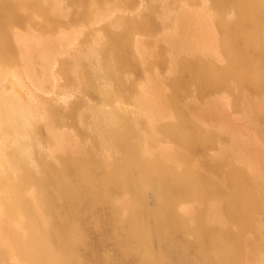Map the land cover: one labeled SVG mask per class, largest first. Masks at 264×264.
I'll return each mask as SVG.
<instances>
[{
  "label": "bare ground",
  "instance_id": "6f19581e",
  "mask_svg": "<svg viewBox=\"0 0 264 264\" xmlns=\"http://www.w3.org/2000/svg\"><path fill=\"white\" fill-rule=\"evenodd\" d=\"M205 1L215 47L180 0L113 21L126 0H0V264H264V151L238 146L213 99L228 92L264 133V0ZM91 15H107L95 40L59 65L103 105L68 94L62 110L36 94V64L61 53L54 28ZM98 232L115 253L89 251Z\"/></svg>",
  "mask_w": 264,
  "mask_h": 264
},
{
  "label": "rangeland",
  "instance_id": "374dc122",
  "mask_svg": "<svg viewBox=\"0 0 264 264\" xmlns=\"http://www.w3.org/2000/svg\"><path fill=\"white\" fill-rule=\"evenodd\" d=\"M151 1H153V0H129V1L126 0V2H125L126 3V7L128 6L127 7L128 10L126 9V11L125 10L124 11H121L118 8L120 5L118 7H116L117 5H111V6H113V8L115 6V8H118V9H116L117 10L116 11V10H113V8L111 7L112 10H108V12H110L108 14L110 16L111 15L112 16L111 17L108 16L109 19H107V20H112V21L113 20H118V19H116V17L118 15H121V14H126L125 16H134V15H138V13L139 12H142V11H143V13H146V11H147L146 8H147L148 4L151 3ZM199 1L200 0H195V2H197V3H191V2H189L187 0H185V1H183V0L181 1L180 0V2L177 4V7L180 4V6L183 5V7L181 9L182 10L185 9L184 11H186V10L190 11V10H194L195 9V12L196 11L199 12L200 15L208 14V16L210 18L209 31L211 32V34H213V36H212L213 38H212V41H211V42H213V44H212L211 47H213V46L215 47V44H214L215 41H216L215 38L216 39L219 38V32H216V30L218 31V29L216 28V26H215V24L213 22V15H212V17H210L211 16L210 13H211V11L213 13V9L210 8V6H208L209 4L205 0H202V1L204 3H207V4H203L202 1H200V2ZM181 2H183V3H181ZM199 4H202V5H199ZM203 6H205V7H203ZM206 6L210 9V11H209V9L206 8ZM198 8H200V9L197 10ZM201 9L203 10V13H200V12H202ZM124 12H126V13H124ZM99 13H101V12H99ZM106 16L107 15H102L101 18L95 17V19H93L94 16L91 15L87 19H76V22L70 23L67 26H65L64 28L63 27H56V28H54L52 30V31L57 30L58 39L59 38L62 39L63 46L61 47V53H58L59 55L57 54L60 57L56 56V58H57L56 60H55V57H54V60H53V58L51 60V57H47V59H46L45 56H44V59H46V60H44V62L46 64V66H45L46 68L42 69V71H41V69H39L40 65L36 64V67H38V69L35 70L36 71L35 80L34 81H31V82L34 85V88L35 87H38L37 90H36V94L41 99H43V100H50L52 102L55 100L56 103H55V101L53 103L59 105V107L62 110L63 109L65 110L66 107H67V103H64L62 101V99L64 98V96L65 97H66V95L68 96V94L70 96H73V95H82L86 99V101L89 102V103L103 105V102H102L101 98L98 97V96H95L93 93H91V91H87V93L85 92L86 94L83 93L84 95L82 93H80L79 92L80 89H79V87H77L78 82H69L66 79H64L63 78V74L61 72V68H60V65L61 64L60 63L62 62V60L64 58L66 59V57L68 56V53L67 52H73L74 53V51L76 49H79L80 50V49H83V47L84 48H88L87 45L90 42H92L93 40H95V37L99 33L102 24L105 22V20L107 18ZM205 16H207V15H205ZM229 16H232V14L230 13ZM110 18H112V19H110ZM96 19H97V21H96ZM102 19H103V22H102ZM83 20H85V21H83ZM92 20L94 21V23H93ZM29 25L27 24V25H24V26H21V27H17V32L20 33V34H23V33H25V30H29L30 31L32 29L33 30V33L35 35L36 34H39V31H40L39 29L40 28H38L34 24H29ZM28 26L30 28L33 27L34 29L33 28L29 29ZM35 29L37 31L38 30L39 31L36 32ZM158 29H156V31H155V32L158 33V35L165 33V32H163V31H165V29H162L161 27H160L159 30ZM213 31H214L215 34L213 33ZM30 32L32 33V31H30ZM42 35L43 34H41V36ZM69 37H73V38H69ZM142 37L143 36L141 34H136L134 40H136V39L140 40V38H142ZM80 40H82V41H80ZM216 50H218V48H216ZM219 51H216V54L217 55H219V53H220ZM220 55H221V53H220ZM48 59H50V60H48ZM40 60H43L42 59V55L40 56ZM166 70H167V68H164V69H161V70H156V71H151L150 74L153 75L154 73H157L158 72V73H161L163 75V74H167V71ZM164 72H166V73H164ZM141 76L142 75H140V77ZM8 85L11 86L9 83H8ZM68 91H69V93H68ZM230 97L231 96L229 95L228 92H223V91H218L216 94L213 95V99H216L217 100L216 102H217L218 106L220 107L219 108L217 106L218 109H220L223 112V114H225L226 123L233 128V133L231 134L232 137H235L236 136L234 138V140L235 141L237 140L236 141L237 144H238V142H240L238 144V146L241 143H244V144H248L249 147H251L253 149L259 148V150L261 152H263L264 151V133H263V130L261 128H259L258 126H256L254 123H252L249 120V117H248V114L249 113L247 114V113H244V112H242L240 110H237L236 107L233 104L232 98H230ZM53 98H54V100H53ZM261 99L259 98V100L257 101V104H256L255 108L252 109V113L254 115L256 113L257 114H263L264 115V100H261ZM97 101H98V103H97ZM213 101H215V100H213ZM61 104H63L62 105L63 107H61ZM64 104H65V106H64ZM256 109H258V110L256 111ZM258 112H260V113H258ZM244 114H246L245 115V118H243L244 117L243 116ZM228 119H229V121H228ZM231 122H232V124H231ZM249 122H251V123H249ZM237 124H238V126H237ZM240 128H242L243 130L241 129V131H238V130H240ZM244 129L246 130V132H245ZM53 130L56 133L63 135L64 137H67L68 136L69 139H75L74 137L77 138L79 136L78 134H76L78 129L76 128V126L73 123H62V124L56 123V125H53ZM40 131H41V134H40L41 137L46 136L48 134V129L44 125H41V130ZM238 132H240V133H238ZM236 133H238L239 136L241 135L240 136V138L242 137L241 140L237 136L238 134H236ZM241 133H243V134H241ZM65 134H68V135H65ZM84 137L82 136L80 138V136H79L77 138V140L80 143L82 141V144H84V146L87 147V146H89L90 143H87L88 142L86 140L87 137H85V138ZM260 138H263V139H260ZM254 143H256V145ZM220 144H224L223 146H225V147L227 146V142H226L225 139H221ZM40 146L41 145L38 144L37 147L40 149ZM227 152L230 154V150L229 149H227ZM244 158L246 159V157H244ZM250 158H252V157H250ZM250 161H251L250 162L251 164H254V161L253 160H250ZM99 240H100V242H99ZM97 241L99 243L98 245H97ZM88 242H89V245H90L89 246V248H90L89 251L90 250H95L98 254H100V253L104 252L105 250H109L110 251V254L115 253L114 250H113V247L111 245H109L108 242H106V241L103 242L102 241V235H101L100 232H98V233H92L91 235H89Z\"/></svg>",
  "mask_w": 264,
  "mask_h": 264
}]
</instances>
